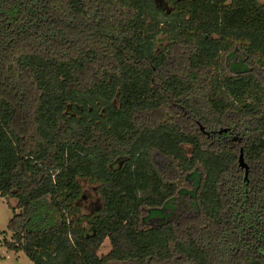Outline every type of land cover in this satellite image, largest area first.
I'll list each match as a JSON object with an SVG mask.
<instances>
[{"label":"trees","instance_id":"16d2710c","mask_svg":"<svg viewBox=\"0 0 264 264\" xmlns=\"http://www.w3.org/2000/svg\"><path fill=\"white\" fill-rule=\"evenodd\" d=\"M179 2L154 50V0H0L6 248L33 264H264V2ZM82 179L101 206L74 218Z\"/></svg>","mask_w":264,"mask_h":264},{"label":"rangeland","instance_id":"374dc122","mask_svg":"<svg viewBox=\"0 0 264 264\" xmlns=\"http://www.w3.org/2000/svg\"><path fill=\"white\" fill-rule=\"evenodd\" d=\"M264 2V0H262ZM157 7L162 9L164 14H158L154 18H147L146 22L149 26H152V21L157 20V26H153V32H155L154 50H157L161 46L165 45L169 37L174 33L173 21L174 16L179 12L181 8V2L179 0H154ZM165 15V16H164ZM159 18V19H157ZM152 20V21H151ZM158 20H161L158 21ZM177 29V30H176ZM175 30L178 32V28L175 26ZM150 32V30L148 31ZM80 184L83 188L84 195L79 203V211L77 214H73L74 218L80 215H87L94 213L101 206V198L97 191V184H91L85 179L80 180ZM12 205L15 200H9ZM16 211H19L16 209ZM12 215V211L9 208L5 198L0 196V264H33L22 251L15 252L6 248L4 240H11V232L7 230V222ZM84 225V223H82ZM110 242L105 239L102 246L98 251L100 257L107 254L110 250ZM109 264H121L119 262H111Z\"/></svg>","mask_w":264,"mask_h":264},{"label":"water","instance_id":"95a60500","mask_svg":"<svg viewBox=\"0 0 264 264\" xmlns=\"http://www.w3.org/2000/svg\"><path fill=\"white\" fill-rule=\"evenodd\" d=\"M239 164H240V166L244 167L245 169L247 168V166L244 164L243 154H242L241 150H240V153H239Z\"/></svg>","mask_w":264,"mask_h":264}]
</instances>
